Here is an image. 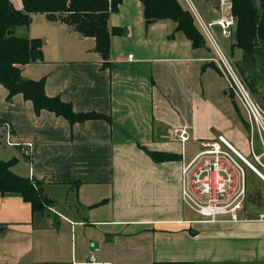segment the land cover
Wrapping results in <instances>:
<instances>
[{"label": "crops", "instance_id": "1", "mask_svg": "<svg viewBox=\"0 0 264 264\" xmlns=\"http://www.w3.org/2000/svg\"><path fill=\"white\" fill-rule=\"evenodd\" d=\"M211 1L195 0L207 23L234 16L231 0L223 11L220 0L216 10ZM12 2L23 9L21 0ZM109 27L119 33L106 65L94 37L44 13L17 28L43 40V60L23 65L24 78H44L47 95L75 112L107 117L70 123L36 112L22 94L9 99L0 83V121L16 141L32 144L27 156L2 141L0 159L13 160L11 170L49 202L35 211L20 193L0 192V264H264V178L244 165L235 222H211L182 197L183 163L219 135L264 175V131L230 89L213 45L205 35L206 44L195 46L184 32L173 34L172 20L147 26L141 0H121ZM212 30L264 108V46H236L235 26L229 38L218 25ZM180 128L186 142L174 134ZM149 152L177 157L156 161Z\"/></svg>", "mask_w": 264, "mask_h": 264}, {"label": "trees", "instance_id": "2", "mask_svg": "<svg viewBox=\"0 0 264 264\" xmlns=\"http://www.w3.org/2000/svg\"><path fill=\"white\" fill-rule=\"evenodd\" d=\"M23 9H17L12 0H0V83L9 92V99L22 94L33 102L36 112L49 110L64 116L70 123L107 117L98 112H75L72 105L59 96H49L45 79H26L22 66L43 60V40L17 35V28L28 26L33 14L44 13L50 20H60L83 36L94 37L96 50L108 64L111 38L119 33L109 27L111 13L118 11L121 0H21ZM146 25L168 19L176 23L175 30L184 32L195 46H204L206 38L192 10L179 0H141ZM255 4L251 0H232V13L236 19L235 45L252 51L264 46V0ZM10 32V33H9ZM0 139V143H1ZM156 161L175 159V154L149 152ZM13 160L0 159V192H18L32 204L35 211H45L49 205L43 191L29 178L11 170Z\"/></svg>", "mask_w": 264, "mask_h": 264}, {"label": "built area", "instance_id": "3", "mask_svg": "<svg viewBox=\"0 0 264 264\" xmlns=\"http://www.w3.org/2000/svg\"><path fill=\"white\" fill-rule=\"evenodd\" d=\"M184 2L192 10L203 33L213 45L218 64L228 79L230 89L247 109L251 120L264 131V108L252 96L234 65L220 48L212 30L213 25H218L223 36H231L236 25L234 16L231 15L229 18L222 16L214 23H207L193 0ZM226 3L228 0H220L221 11L225 9ZM174 134L182 142L189 139L184 128L175 129ZM0 139L8 146H20L24 155L32 153V144L16 141L12 127L7 122L0 121ZM201 145V151L184 162L181 169L184 202L211 222L240 220L237 211L242 208L245 198L244 165L262 178L264 175L224 135H219L213 140H204ZM260 217L264 220V213ZM97 250L98 248H93V252Z\"/></svg>", "mask_w": 264, "mask_h": 264}, {"label": "rangeland", "instance_id": "4", "mask_svg": "<svg viewBox=\"0 0 264 264\" xmlns=\"http://www.w3.org/2000/svg\"><path fill=\"white\" fill-rule=\"evenodd\" d=\"M180 1V3L184 6V3H183V1L182 0H179ZM194 2H195V0H193ZM231 2H232V0H231ZM196 3V2H195ZM233 3V2H232ZM211 5L210 6H212L213 8H214V10H216V8L218 7V4H217V2H215L214 0L213 1H211V3H210ZM196 6L198 7V11L200 12V7L201 6H198V4L196 3ZM203 10V9H202ZM204 11V10H203ZM201 13V12H200ZM232 13V12H231ZM236 20V19H235ZM229 38V37H228ZM216 39H217V36H216ZM228 43H229V40H227L226 41V44L228 45ZM228 101H230V102H232L231 100H228ZM242 109V108H241ZM2 141V140H1ZM0 148H3V146H2V144L0 143Z\"/></svg>", "mask_w": 264, "mask_h": 264}, {"label": "water", "instance_id": "5", "mask_svg": "<svg viewBox=\"0 0 264 264\" xmlns=\"http://www.w3.org/2000/svg\"><path fill=\"white\" fill-rule=\"evenodd\" d=\"M253 3H255V4H260V1L259 0H251ZM10 33V32H9Z\"/></svg>", "mask_w": 264, "mask_h": 264}]
</instances>
